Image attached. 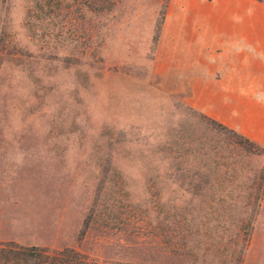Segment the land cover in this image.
Instances as JSON below:
<instances>
[{
	"label": "rangeland",
	"instance_id": "1",
	"mask_svg": "<svg viewBox=\"0 0 264 264\" xmlns=\"http://www.w3.org/2000/svg\"><path fill=\"white\" fill-rule=\"evenodd\" d=\"M190 9L0 0V242L98 264H264V146L175 90Z\"/></svg>",
	"mask_w": 264,
	"mask_h": 264
},
{
	"label": "crops",
	"instance_id": "2",
	"mask_svg": "<svg viewBox=\"0 0 264 264\" xmlns=\"http://www.w3.org/2000/svg\"><path fill=\"white\" fill-rule=\"evenodd\" d=\"M190 12L196 20L169 48L175 90L191 108L264 146V1L191 0Z\"/></svg>",
	"mask_w": 264,
	"mask_h": 264
},
{
	"label": "trees",
	"instance_id": "3",
	"mask_svg": "<svg viewBox=\"0 0 264 264\" xmlns=\"http://www.w3.org/2000/svg\"><path fill=\"white\" fill-rule=\"evenodd\" d=\"M264 1V0H258ZM214 126L234 132L205 116ZM246 142L251 144L249 139ZM0 264H98L75 249L52 251L39 246H24L16 242H0Z\"/></svg>",
	"mask_w": 264,
	"mask_h": 264
}]
</instances>
